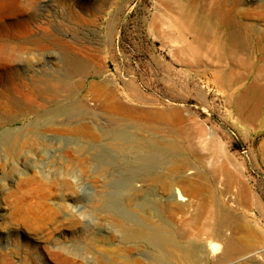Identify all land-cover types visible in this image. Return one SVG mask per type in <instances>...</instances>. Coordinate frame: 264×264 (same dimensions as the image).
<instances>
[{
	"label": "rangeland",
	"instance_id": "rangeland-1",
	"mask_svg": "<svg viewBox=\"0 0 264 264\" xmlns=\"http://www.w3.org/2000/svg\"><path fill=\"white\" fill-rule=\"evenodd\" d=\"M19 1L0 15V45L26 48L19 59H0V89L19 82L12 96L35 102L21 109L0 95V133H17L0 142V264H161L164 255L167 264H264V58L256 46L203 51L177 22L178 0ZM222 2L264 45V0ZM48 36L85 63L71 79L78 87L69 100L85 103L77 117L43 113L51 104L35 97V80L44 86V73L63 65ZM216 68L228 73L221 82ZM9 69L19 75L3 85ZM231 81L263 88L247 98L227 92ZM113 94L138 113L112 120L100 107ZM142 109L166 119L144 120ZM118 124L142 143L164 138L184 157L131 175L125 147L121 161L104 164L99 151L125 140L109 135ZM172 183L181 198L170 197ZM149 227L173 236L153 243L138 234ZM232 238L244 249L225 257Z\"/></svg>",
	"mask_w": 264,
	"mask_h": 264
},
{
	"label": "bare ground",
	"instance_id": "bare-ground-1",
	"mask_svg": "<svg viewBox=\"0 0 264 264\" xmlns=\"http://www.w3.org/2000/svg\"><path fill=\"white\" fill-rule=\"evenodd\" d=\"M19 2V0H0V15L5 14L6 12H11L12 9L16 8L19 5ZM175 3L178 11V24L180 23L182 27L184 25V27L191 30L194 37L197 38L198 47L203 51H207L209 53H217L218 56H222L223 52L228 54L231 52H235L236 50L249 49L252 45H255L258 49L256 55L264 58V45L262 44L261 40L256 39V34L258 31L256 30L255 26L238 22L234 15H232L233 13L224 10L222 0H216L207 7L203 6L199 2H193L189 4L178 0V2ZM46 39L49 42H56L58 46L63 50V65L61 69H54L53 72L46 74L44 73V86L38 85V80H35L36 85L34 87L36 88L37 92V94L35 93V97H41L42 99L49 101V103L51 104L49 108L41 111L43 113H50L54 116L59 117L62 115H69L72 117L76 116V114L80 113L83 110V106L85 105V103L81 102L80 100L77 101L75 99H70L71 101L69 100V97L73 96L75 89L78 87V84L72 83L71 79L74 76L79 75L80 73H83L85 71V63L82 62L76 55H74L68 49L67 45H63L59 39H56L52 36H48L46 37ZM32 46L35 48V50L37 48L38 51H41L48 48L49 45ZM25 48L26 46L23 45H0V59L9 61L19 59L21 58L22 50H24ZM9 70L2 73L5 75L3 77L5 78L3 80V85H6L8 81L16 79L19 75L18 72L14 70H10V73H7ZM214 72V77L217 82H219L220 80L222 81V78L225 75L228 76V73L221 69L216 68L214 69ZM12 85L13 87L5 86L4 88L0 89V95L10 96L14 104L16 106H20L21 109L24 108V105L22 104L24 102H29V107L33 108L32 104L35 102L33 96H29V94L25 95V98L23 99H25L26 101L20 100V98L19 100L17 98H14L10 90L11 88L14 89L16 87H19L21 84L18 82L15 84L12 83ZM262 88L263 87L260 86H247L246 84L235 83L232 81L231 83L229 82L226 86V90L228 93L235 94L236 90L239 89V91H241V93H243L247 98L249 96L259 97V92L262 90ZM60 95H62L66 99H59ZM240 104H243L244 107H249L248 102L243 103L240 100ZM103 105L101 104L100 109L104 110L105 113L109 112L112 120H114L115 118H117L118 120H122L126 115H130L138 111L134 107L125 105L118 97H114V94L111 95L110 100L107 102V104ZM139 113L142 115L144 120L166 119L167 116V112L162 110L142 109L139 111ZM112 127L113 128H111V134H109L111 135L110 137L115 138L118 136H123L125 140L123 144L118 145V148H114V146L110 148L109 144H111V146L114 145L112 142L108 144L106 143L107 145L103 148L104 150L102 149L98 153L100 162L104 164L109 162L115 163L121 161V156L125 154L123 150V148L125 147H130V149H132L131 153L133 157H131L127 161L124 159L123 164H125V166H123V169L128 170L132 173L135 172V174L131 175L137 174V176H139L141 172L150 174L151 172L156 171L158 167H162L166 163L168 164L170 160L172 161L177 158L184 157V154L180 151H174L171 144L166 143L164 138L161 141H158L155 138H150L147 139L145 143H142L139 140L132 138L130 133H127V130L119 124ZM167 134V130L162 131L163 137L167 136ZM16 138L17 133L9 131H3L0 133V142L4 141L7 143H11L16 140ZM78 139L79 137L76 136L72 139V141H76ZM87 146H90L89 148H92L93 145ZM131 175L123 181V184H121L124 188H131V177H133ZM175 182L176 181H173V183ZM171 190V198H175L176 196H178L179 198L182 197L181 193L178 191L174 184L172 185ZM113 198L115 202L119 200V197L116 194L113 196ZM117 206L118 208H122L120 201L117 203ZM138 234L148 240L153 241V243L156 241H164L165 244L166 242H169L171 237L173 236L172 233L162 231L161 229L156 227L142 229L138 232ZM243 249L244 248L237 243L236 239L232 238L227 244L225 257L232 255V253L241 252ZM158 260L161 264H167L166 255L159 257Z\"/></svg>",
	"mask_w": 264,
	"mask_h": 264
}]
</instances>
